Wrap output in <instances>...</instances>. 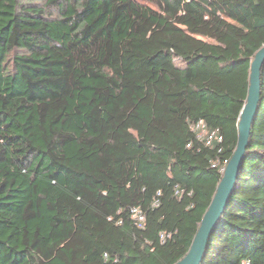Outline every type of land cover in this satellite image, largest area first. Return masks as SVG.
<instances>
[{
  "label": "trees",
  "instance_id": "trees-1",
  "mask_svg": "<svg viewBox=\"0 0 264 264\" xmlns=\"http://www.w3.org/2000/svg\"><path fill=\"white\" fill-rule=\"evenodd\" d=\"M262 47L264 0H0V264L185 258ZM261 84L202 264H264Z\"/></svg>",
  "mask_w": 264,
  "mask_h": 264
},
{
  "label": "water",
  "instance_id": "water-1",
  "mask_svg": "<svg viewBox=\"0 0 264 264\" xmlns=\"http://www.w3.org/2000/svg\"><path fill=\"white\" fill-rule=\"evenodd\" d=\"M264 47H262L251 62L249 91L246 103L239 115L238 142L235 153L225 167L223 177L219 182L217 191L211 201L208 210L203 215L195 238L185 258L176 264H202L207 254L212 233L218 227L229 200L236 188V182L240 175L241 165L245 159L249 147L251 130L256 120V115L261 104V76L264 69Z\"/></svg>",
  "mask_w": 264,
  "mask_h": 264
},
{
  "label": "built area",
  "instance_id": "built-area-1",
  "mask_svg": "<svg viewBox=\"0 0 264 264\" xmlns=\"http://www.w3.org/2000/svg\"><path fill=\"white\" fill-rule=\"evenodd\" d=\"M192 130L199 136L200 139H204L208 145L212 144L214 141H223V136L220 135L218 131H209L203 120H201L198 124H194L192 126ZM212 167L216 168V164H213ZM131 212L133 219L140 225H143L146 222L145 216L139 208H133Z\"/></svg>",
  "mask_w": 264,
  "mask_h": 264
}]
</instances>
